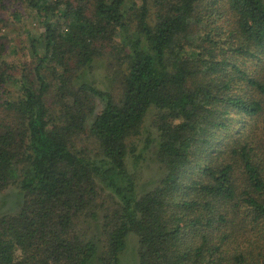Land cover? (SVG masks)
I'll return each mask as SVG.
<instances>
[{
  "label": "trees",
  "instance_id": "16d2710c",
  "mask_svg": "<svg viewBox=\"0 0 264 264\" xmlns=\"http://www.w3.org/2000/svg\"><path fill=\"white\" fill-rule=\"evenodd\" d=\"M10 187L0 264H264V0H0Z\"/></svg>",
  "mask_w": 264,
  "mask_h": 264
},
{
  "label": "rangeland",
  "instance_id": "374dc122",
  "mask_svg": "<svg viewBox=\"0 0 264 264\" xmlns=\"http://www.w3.org/2000/svg\"><path fill=\"white\" fill-rule=\"evenodd\" d=\"M6 12L3 13L4 16H7L8 12H21V26L22 29L25 30H34L33 21L31 18L25 19V10L21 6L20 3L13 2L6 4ZM20 33L22 34V32ZM24 35V33H23ZM20 41L17 39V43ZM98 75V74H97ZM97 79H100L98 77ZM147 126V124H146ZM147 130V129H146ZM144 133L146 132L143 128ZM142 135V137L135 142L137 151L136 154H138L140 151H142V147L144 145V139H146V136ZM145 155H141L140 162L138 163L137 167H133L131 161H130V168L134 170V173L136 174V186L137 191L141 192L146 189H149L153 182L159 177L158 176V170L156 165L149 159V154L146 152ZM21 196L19 195L17 189L15 187H10L7 191L3 194V203L0 207V213L2 214H11L15 213L17 211L18 205L20 203ZM78 229L81 233L85 234L86 238L94 240L97 238L102 239V233H101V227H100V220L98 221H89L88 223H80L78 226ZM136 241L133 237V235H129L127 239V246L125 251L121 254V263L120 264H136ZM92 264H98L97 262H93Z\"/></svg>",
  "mask_w": 264,
  "mask_h": 264
}]
</instances>
